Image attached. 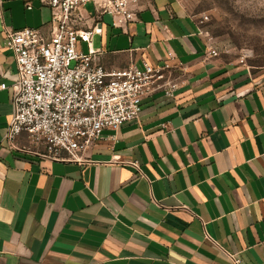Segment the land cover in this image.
Here are the masks:
<instances>
[{"label":"crops","instance_id":"1","mask_svg":"<svg viewBox=\"0 0 264 264\" xmlns=\"http://www.w3.org/2000/svg\"><path fill=\"white\" fill-rule=\"evenodd\" d=\"M139 5L121 27L104 16L92 48L106 72L149 65L162 79L139 121L104 131L79 165L4 141L17 80L5 31L49 35L51 11L0 0V264H264V67L209 55L178 0ZM84 16L93 26L92 1Z\"/></svg>","mask_w":264,"mask_h":264},{"label":"built area","instance_id":"2","mask_svg":"<svg viewBox=\"0 0 264 264\" xmlns=\"http://www.w3.org/2000/svg\"><path fill=\"white\" fill-rule=\"evenodd\" d=\"M38 1L51 11L49 35L38 29L5 31L3 46L14 55L17 80L4 141L15 152L82 165L104 131L139 121L142 101L162 79V69L145 65L143 70L106 72L98 63L100 52L92 48L93 38L103 33V17H113L120 27L133 22L139 0ZM90 1L96 16L88 27L84 11ZM82 44L89 47L87 54L81 51ZM208 53L218 56L210 42ZM6 88L0 85V90ZM177 89L176 83H170L166 94L171 96ZM23 133L29 147L20 148L16 141ZM231 259L240 264L237 257Z\"/></svg>","mask_w":264,"mask_h":264},{"label":"rangeland","instance_id":"3","mask_svg":"<svg viewBox=\"0 0 264 264\" xmlns=\"http://www.w3.org/2000/svg\"><path fill=\"white\" fill-rule=\"evenodd\" d=\"M178 1L223 56L264 67V0Z\"/></svg>","mask_w":264,"mask_h":264}]
</instances>
